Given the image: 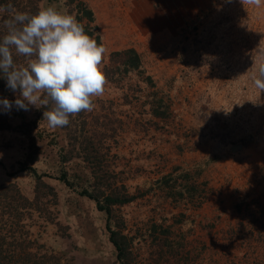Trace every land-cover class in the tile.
Listing matches in <instances>:
<instances>
[{
	"label": "rangeland",
	"instance_id": "rangeland-1",
	"mask_svg": "<svg viewBox=\"0 0 264 264\" xmlns=\"http://www.w3.org/2000/svg\"><path fill=\"white\" fill-rule=\"evenodd\" d=\"M48 6L105 46L107 84L64 127L43 120L51 104L4 111L0 191L14 187L6 194L26 205L35 250L62 264H119L106 213L81 193L120 189L133 197L115 212L135 264H264V92L254 84L264 4L41 0L28 12ZM128 49L139 69L114 55ZM8 89L0 100L14 104L20 93Z\"/></svg>",
	"mask_w": 264,
	"mask_h": 264
},
{
	"label": "clouds",
	"instance_id": "clouds-1",
	"mask_svg": "<svg viewBox=\"0 0 264 264\" xmlns=\"http://www.w3.org/2000/svg\"><path fill=\"white\" fill-rule=\"evenodd\" d=\"M243 4L260 7L264 0H242ZM5 34L0 37V72L7 87L19 92L14 104L0 100L5 112L13 106L29 111L51 104L43 120L51 128L64 127L70 116L92 111L93 98L105 92L107 79L102 62L105 46L85 32L74 15L64 14L53 6L43 7L36 14L17 12L11 4L0 5ZM15 56L25 58L18 65ZM255 87L264 92V63Z\"/></svg>",
	"mask_w": 264,
	"mask_h": 264
},
{
	"label": "trees",
	"instance_id": "trees-1",
	"mask_svg": "<svg viewBox=\"0 0 264 264\" xmlns=\"http://www.w3.org/2000/svg\"><path fill=\"white\" fill-rule=\"evenodd\" d=\"M7 5L21 13L28 12V6L33 1L41 0H4ZM83 6V4H82ZM82 14L94 21V14L85 6L81 9ZM115 56L124 58L126 69L136 70L141 67V59L139 54L134 49H128L114 53ZM14 61L18 65H23L21 56L14 55ZM25 61V58H24ZM3 73L0 72V88L3 83H6ZM12 92L11 89H8ZM7 119V114L0 107V130L10 127ZM65 173L60 177V180L69 185V179ZM165 182L170 179L166 178ZM14 187H4L0 191V264H62L64 260L51 252L40 253L35 250V241L30 231L23 224L26 205L18 206L16 200L7 195ZM8 193V194H9ZM3 197H2V195ZM182 195V192L179 193ZM194 193H190L193 196ZM81 195H85L94 199L97 202V207L100 211L107 215V230L109 231L110 242L114 246L117 260L119 264H135V255L131 247V243L127 235L122 232L120 222L117 221L115 208L126 205L133 201V197L123 193L120 189H111L108 193L101 191L100 195H95L89 192L88 189L82 191ZM3 198V200H1ZM20 199H23L20 197ZM218 260V259H217Z\"/></svg>",
	"mask_w": 264,
	"mask_h": 264
},
{
	"label": "crops",
	"instance_id": "crops-1",
	"mask_svg": "<svg viewBox=\"0 0 264 264\" xmlns=\"http://www.w3.org/2000/svg\"><path fill=\"white\" fill-rule=\"evenodd\" d=\"M151 21H152V20L149 19V27H150V25H151V23H152ZM163 22H166V21L163 20Z\"/></svg>",
	"mask_w": 264,
	"mask_h": 264
}]
</instances>
